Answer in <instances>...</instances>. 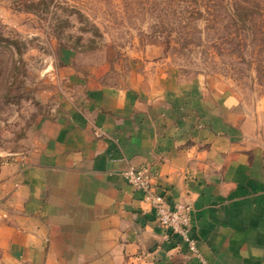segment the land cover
<instances>
[{"label":"crops","instance_id":"1","mask_svg":"<svg viewBox=\"0 0 264 264\" xmlns=\"http://www.w3.org/2000/svg\"><path fill=\"white\" fill-rule=\"evenodd\" d=\"M142 78L74 85L26 147L0 149L4 263L264 264L263 117L217 77ZM130 167H148L169 206L191 207L194 250L159 223Z\"/></svg>","mask_w":264,"mask_h":264},{"label":"rangeland","instance_id":"2","mask_svg":"<svg viewBox=\"0 0 264 264\" xmlns=\"http://www.w3.org/2000/svg\"><path fill=\"white\" fill-rule=\"evenodd\" d=\"M171 72L227 82L264 119V0H0V149L74 85Z\"/></svg>","mask_w":264,"mask_h":264},{"label":"built area","instance_id":"3","mask_svg":"<svg viewBox=\"0 0 264 264\" xmlns=\"http://www.w3.org/2000/svg\"><path fill=\"white\" fill-rule=\"evenodd\" d=\"M123 174L130 184L144 191L145 199L154 208L156 219L163 228L180 234L188 241L190 248L194 250L195 242L188 236L191 226V207L184 204H178L174 207L169 206L164 195L154 187L153 173L148 167H130Z\"/></svg>","mask_w":264,"mask_h":264}]
</instances>
